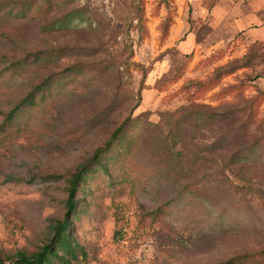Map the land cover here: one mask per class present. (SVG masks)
<instances>
[{
	"label": "rangeland",
	"instance_id": "obj_1",
	"mask_svg": "<svg viewBox=\"0 0 264 264\" xmlns=\"http://www.w3.org/2000/svg\"><path fill=\"white\" fill-rule=\"evenodd\" d=\"M87 1L85 21L44 26ZM144 1L147 34L139 41L135 29L131 38L146 77L133 70L123 87L116 64L97 66L0 148V256L47 241L77 167L128 120L136 143L114 189L123 220L114 235L103 217L112 239L91 264H264V19L238 0ZM33 3L45 5L0 0V75L14 60L45 56L0 84V124L35 85L68 65L106 59L87 47L108 40L115 0H54L47 17ZM71 46L78 54H58ZM238 152L245 161L231 171L226 163Z\"/></svg>",
	"mask_w": 264,
	"mask_h": 264
},
{
	"label": "trees",
	"instance_id": "obj_2",
	"mask_svg": "<svg viewBox=\"0 0 264 264\" xmlns=\"http://www.w3.org/2000/svg\"><path fill=\"white\" fill-rule=\"evenodd\" d=\"M44 1L45 5L42 6L32 4V10L41 17H47L54 8V0ZM144 4V0H115L114 20H111L114 22L108 26V40L101 46L87 47V55H105L106 59L96 61L91 68L84 67L81 63L68 65L59 75L49 77L48 80L35 85L25 98L5 114L0 124V148L19 140L20 132L30 117L41 118L50 100L51 102L56 100L64 88L70 87L71 81L84 77L97 66L106 68L116 64L118 84L123 87L131 82L133 70L142 72L145 78L148 73L147 68L133 61L134 42L131 38V32L135 29L139 31V41L147 34ZM88 10L90 11L89 1L86 6L73 7L44 26L49 30L67 29L75 21H85ZM74 50L76 47L71 46L59 48L57 52L59 55L72 56L78 54ZM90 51L93 52L89 53ZM43 61L45 56L39 52L33 53L32 59L12 61L2 71L0 84L8 83L16 73L23 74L35 70V64ZM238 66L240 64L233 65L234 68ZM232 71L233 68L229 67L226 72ZM56 91L57 93H54ZM259 98L256 97L250 103L249 119L254 113L253 108ZM128 122V120L122 122L93 156L77 167L68 181L65 214L61 219L54 220L50 224L47 241L37 250L17 251L15 255L0 256V264H7L6 261H10V264H91L93 262L98 256L100 246L112 239L106 235L104 218L113 220L114 235L120 231V222L123 220L121 211L124 204L114 203L118 195V191L114 189L119 176L123 175L125 160L136 143L133 132L125 128ZM214 146L212 145L211 148ZM213 151L214 149H211L210 153ZM245 157L242 152L232 155L226 163L227 169L237 171L243 165ZM54 177L59 180L61 175ZM111 194L113 197L109 199ZM77 196L81 197L77 198ZM87 196L92 197L90 204L85 201Z\"/></svg>",
	"mask_w": 264,
	"mask_h": 264
},
{
	"label": "crops",
	"instance_id": "obj_3",
	"mask_svg": "<svg viewBox=\"0 0 264 264\" xmlns=\"http://www.w3.org/2000/svg\"><path fill=\"white\" fill-rule=\"evenodd\" d=\"M240 2L241 8L248 9L247 15H256L257 10L261 17V19H264V0H238ZM252 13H249L251 12Z\"/></svg>",
	"mask_w": 264,
	"mask_h": 264
}]
</instances>
